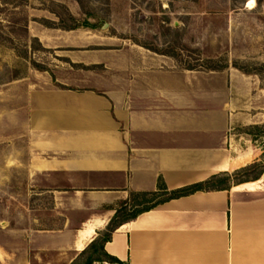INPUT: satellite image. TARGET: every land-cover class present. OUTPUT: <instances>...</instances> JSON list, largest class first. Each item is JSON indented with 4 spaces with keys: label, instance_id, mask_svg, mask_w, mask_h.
I'll return each instance as SVG.
<instances>
[{
    "label": "crops",
    "instance_id": "0c3cea01",
    "mask_svg": "<svg viewBox=\"0 0 264 264\" xmlns=\"http://www.w3.org/2000/svg\"><path fill=\"white\" fill-rule=\"evenodd\" d=\"M114 70L102 87L39 98L47 114L30 127L39 137L25 170L40 191L25 196L21 242L0 221V264H86L83 251L131 193L158 191L160 179L171 191L261 160L251 134L246 149L234 138L240 74L137 62ZM104 249L128 264H264V173L162 202L116 229Z\"/></svg>",
    "mask_w": 264,
    "mask_h": 264
},
{
    "label": "rangeland",
    "instance_id": "374dc122",
    "mask_svg": "<svg viewBox=\"0 0 264 264\" xmlns=\"http://www.w3.org/2000/svg\"><path fill=\"white\" fill-rule=\"evenodd\" d=\"M260 1L0 0V221H11L17 242L22 241L25 196L40 191L30 188L25 170L28 150L39 137L30 127L47 114L39 98L53 88L102 87L121 63L205 71L227 65L224 70L241 76L239 87H233L234 138L246 149L251 143L245 133L254 130L253 143L263 152L264 126L253 128L264 125ZM68 13L98 27L58 28V15L67 18ZM44 196L46 206L49 194Z\"/></svg>",
    "mask_w": 264,
    "mask_h": 264
},
{
    "label": "trees",
    "instance_id": "16d2710c",
    "mask_svg": "<svg viewBox=\"0 0 264 264\" xmlns=\"http://www.w3.org/2000/svg\"><path fill=\"white\" fill-rule=\"evenodd\" d=\"M259 2L261 1L259 0ZM58 16L60 19V24H58L57 27L62 28L64 30H75L81 27L95 29L98 27L97 23H92L89 20L80 21L72 13H68L67 18H64V16L62 15ZM237 67L242 70L244 69L239 66ZM225 68H227V65L217 66L211 69L214 71H221ZM187 69L195 70V68ZM59 85L63 88H69L62 84ZM262 126L264 125H254L253 128L258 131H261ZM247 133L251 134L253 136V139L256 140L258 132L252 130ZM263 173L264 153L261 157V160H256L255 162L236 170L233 174L213 176L212 178L204 182L195 183L171 191L168 190L165 182L160 179L158 191L131 193V197L129 198V200L123 202V204L116 210V213L109 221L106 229L101 232L99 236L94 241H92V243L83 251L82 254L87 256L86 264H93L94 261H108L112 264H128L108 254L104 249V245L109 240L111 234L121 225L135 219L141 213L152 209L158 204L165 202L169 199L190 195L198 190L228 188L229 184L232 181L236 183H242L245 181L257 180L261 178Z\"/></svg>",
    "mask_w": 264,
    "mask_h": 264
},
{
    "label": "water",
    "instance_id": "95a60500",
    "mask_svg": "<svg viewBox=\"0 0 264 264\" xmlns=\"http://www.w3.org/2000/svg\"><path fill=\"white\" fill-rule=\"evenodd\" d=\"M108 25H109V23H105V24H104V28L107 27Z\"/></svg>",
    "mask_w": 264,
    "mask_h": 264
}]
</instances>
